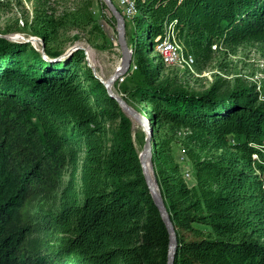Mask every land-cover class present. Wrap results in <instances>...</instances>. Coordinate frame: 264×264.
I'll return each instance as SVG.
<instances>
[{
	"label": "trees",
	"instance_id": "trees-1",
	"mask_svg": "<svg viewBox=\"0 0 264 264\" xmlns=\"http://www.w3.org/2000/svg\"><path fill=\"white\" fill-rule=\"evenodd\" d=\"M92 4L37 16L32 33L45 54L27 44L24 56L27 45L0 37V264H167L169 232L131 120L83 50L62 55L59 46L64 28L106 36ZM137 6L125 17L133 64L118 94L150 111L153 170L177 233L174 264H264V102L247 86L226 95L216 86L174 88L161 81L156 51L169 27L195 63L220 45L263 42L264 0ZM107 21L115 27L113 15ZM119 115L127 125L108 128ZM177 147L191 162L192 185ZM65 172L60 206L46 204Z\"/></svg>",
	"mask_w": 264,
	"mask_h": 264
},
{
	"label": "rangeland",
	"instance_id": "rangeland-1",
	"mask_svg": "<svg viewBox=\"0 0 264 264\" xmlns=\"http://www.w3.org/2000/svg\"><path fill=\"white\" fill-rule=\"evenodd\" d=\"M81 1L93 2L92 9L106 36H93L88 31L64 28L61 30L59 46L65 51L62 55L69 51L82 49L85 62L91 67L93 74L104 84L122 64V51L118 42L116 25L113 27L107 21V17H110L112 13L103 8L99 4V0H0V37L19 41L25 45L30 44L45 54L41 38L32 33V30L35 29L37 16L45 13L58 14L66 8L67 10L74 8ZM113 1L120 8L117 1ZM129 28V32L132 34L134 25L129 23ZM129 46L132 48L130 44ZM180 46L183 51V46L181 44ZM30 47L29 45L21 47L22 52L19 54L22 53L24 56L29 54ZM215 50L212 58L196 61L192 68L185 64L165 65L161 81L168 82L174 88H184L197 94L204 93L216 86L219 94L226 95L236 88L247 86L257 92L260 101L264 102V41L246 42L233 48L220 45ZM121 81L119 78L111 85V90L120 97L122 94H118V92H121ZM133 110L137 115L151 122L148 109L133 108ZM124 112L131 120L129 128L134 143L141 152L149 132L138 118L131 116L125 110ZM121 119L120 115L113 120L109 119L107 127L112 130L116 123L121 122ZM123 123L127 125V122L122 119ZM176 158L182 165V174L186 176L187 171L193 172L191 162L186 158L183 148H176ZM69 176L68 172L64 173L61 188L46 204L56 208L60 206L62 189ZM186 179L190 185L194 183L193 177L190 176Z\"/></svg>",
	"mask_w": 264,
	"mask_h": 264
},
{
	"label": "water",
	"instance_id": "water-1",
	"mask_svg": "<svg viewBox=\"0 0 264 264\" xmlns=\"http://www.w3.org/2000/svg\"><path fill=\"white\" fill-rule=\"evenodd\" d=\"M107 4L110 12L116 20V30L118 35V42L122 51V64L117 68L116 72L104 82L108 93L117 100L120 106L131 116L138 118L146 129H151V123L148 120L143 119L140 115H137L133 108L129 106L126 101L111 90V85L119 78L124 77L132 67L133 64V50L129 46L126 36L125 18L121 10L114 3L113 0H104ZM152 155V142L151 134L146 138L144 147L140 152V161L142 165L143 174L148 187L150 188L151 194L155 200L156 205L163 217V220L167 226L169 232V247H168V259L167 264H174L175 256L177 251V233L174 223L171 219L164 198L160 192L159 186L155 174L149 164L148 158Z\"/></svg>",
	"mask_w": 264,
	"mask_h": 264
},
{
	"label": "built area",
	"instance_id": "built-area-1",
	"mask_svg": "<svg viewBox=\"0 0 264 264\" xmlns=\"http://www.w3.org/2000/svg\"><path fill=\"white\" fill-rule=\"evenodd\" d=\"M122 10L124 17L132 18L138 12V0H116ZM174 30L169 27L163 36L156 38V51L160 54L165 65L185 64L192 68L195 58L192 54L182 51ZM121 80L124 77L120 78ZM191 173L186 172V176L190 177Z\"/></svg>",
	"mask_w": 264,
	"mask_h": 264
},
{
	"label": "bare ground",
	"instance_id": "bare-ground-1",
	"mask_svg": "<svg viewBox=\"0 0 264 264\" xmlns=\"http://www.w3.org/2000/svg\"><path fill=\"white\" fill-rule=\"evenodd\" d=\"M151 158H152V155L149 156L148 161H149V164H150V166H151V168H152V170H153V165H152V160H151ZM153 172H154V170H153Z\"/></svg>",
	"mask_w": 264,
	"mask_h": 264
},
{
	"label": "clouds",
	"instance_id": "clouds-1",
	"mask_svg": "<svg viewBox=\"0 0 264 264\" xmlns=\"http://www.w3.org/2000/svg\"><path fill=\"white\" fill-rule=\"evenodd\" d=\"M149 123H150V121H149ZM147 131H148V129H147ZM151 131V130H150Z\"/></svg>",
	"mask_w": 264,
	"mask_h": 264
}]
</instances>
